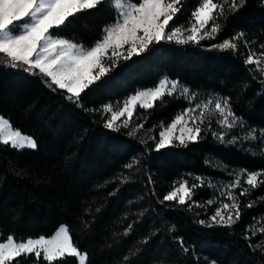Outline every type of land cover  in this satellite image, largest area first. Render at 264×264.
Masks as SVG:
<instances>
[{
  "label": "trees",
  "instance_id": "obj_1",
  "mask_svg": "<svg viewBox=\"0 0 264 264\" xmlns=\"http://www.w3.org/2000/svg\"><path fill=\"white\" fill-rule=\"evenodd\" d=\"M213 2L224 8L223 15L216 10L213 23L221 30L214 39L199 44L162 40L128 59H103L109 71L78 103L47 87L42 76L7 67L0 54V116L38 144L34 150L0 144V241L46 237L63 224L86 254V264H264V184L240 196L248 187L245 173L264 170L259 131L264 129V0H246L235 13L229 11L232 0ZM201 3L183 0L166 30L193 25L192 13ZM116 18L105 4L50 31L90 48ZM238 33L244 36L233 41L236 50L212 47ZM249 53L256 54L259 65L245 64ZM161 76L179 81L193 95H165L151 109L137 106L128 127H104L105 106H119ZM223 98H229L240 122L233 129L222 128V118L211 111L197 142L155 149L161 129L184 109ZM253 128L256 138L249 140ZM221 131L234 142L212 135ZM133 161L132 168L125 167ZM196 177H202L203 186L188 204L163 201L180 182L201 183ZM237 179L241 186L232 191L233 201L228 186ZM233 202L240 205L241 217L232 226L200 223H210L221 204ZM35 259L33 254L16 264ZM41 264L47 262L41 259ZM53 264H77V259Z\"/></svg>",
  "mask_w": 264,
  "mask_h": 264
},
{
  "label": "snow or ice",
  "instance_id": "obj_2",
  "mask_svg": "<svg viewBox=\"0 0 264 264\" xmlns=\"http://www.w3.org/2000/svg\"><path fill=\"white\" fill-rule=\"evenodd\" d=\"M246 0H232L229 11L235 13L244 5ZM183 0H140L139 3L133 0H0V54L6 57V66L13 69H21L33 75H40L44 83L51 89H59L67 93V100L79 102L81 94L88 89L95 81H98L108 68L102 65V57L112 49L113 56L117 59L120 54L117 50H123L124 45H129L128 59L133 55L148 50L149 46L167 39L169 42L175 40L178 44H199L203 39H214L221 30V25L213 23L216 10L224 14V8L214 3L213 0H202V5L197 7L192 16L196 24H193L186 37L181 28L177 27L167 32L170 21L180 11ZM110 4L116 11V22L105 29V35L95 46L84 49L66 39L54 38L50 30H58L75 18L78 14L93 10L99 6ZM199 25L198 27L196 25ZM209 25H211L209 30ZM243 33H238L232 41L224 40L220 44L212 45L220 50H236L238 41L243 38ZM264 49V45L261 46ZM264 56V51L260 53ZM260 60L256 54L249 53L245 64L259 65ZM94 69L99 71L94 72ZM38 70V72H37ZM170 85V88L166 86ZM179 92L181 97L190 94L187 87L181 88L179 81H169L167 78L161 80L154 89L138 91L129 97L122 108L113 110L111 106H105L103 111L110 113V118H105L104 127L114 129L117 122L123 119V126L128 127L131 122L137 102L139 107L145 110L155 106V102L162 100L165 95H175ZM214 105V108L212 107ZM199 111V117L196 113ZM215 111L222 118L218 122L222 128L229 130L239 124L230 107L229 98L209 100L203 105L184 109L181 115L175 117L167 128L159 133V140L155 145L156 150L165 148L174 142V139L181 145L186 142H197L202 133L201 125L207 113ZM189 117L188 119H185ZM180 127V135L173 136L177 125ZM139 124L137 127L142 128ZM242 126V125H241ZM261 138H264V129L259 130ZM256 129H250L248 139L256 138ZM222 143L231 144L234 141L227 139V133L221 131L219 134L212 132ZM236 139V138H234ZM0 144L11 146L14 150L36 149L37 142L31 136L23 135L19 130H11L9 122L0 117ZM135 161L126 165L132 168ZM245 183L247 188L240 191V196L248 195L252 189L264 184V170L260 172L246 173ZM201 183H194L191 186L185 180L178 187L163 196V201H175L180 205H186L191 200L192 194L197 187H202V177H196ZM241 186L239 179L228 186V198L235 201L232 191ZM209 204L212 202L209 201ZM253 205L249 203L248 207ZM226 213V215H225ZM241 217L240 205L224 203L222 208H217L209 218L207 224L230 227ZM264 233V229L260 230ZM256 233L254 232L253 235ZM183 247V241H180ZM34 254V264H53L54 261L65 257H78L80 264H86V254L79 252L73 244L67 227H61L54 239L39 237L29 238L26 241L15 242L12 236L8 237L7 243H0V264H16L18 258H31Z\"/></svg>",
  "mask_w": 264,
  "mask_h": 264
},
{
  "label": "rangeland",
  "instance_id": "obj_3",
  "mask_svg": "<svg viewBox=\"0 0 264 264\" xmlns=\"http://www.w3.org/2000/svg\"><path fill=\"white\" fill-rule=\"evenodd\" d=\"M140 2V1H139ZM138 2V3H139ZM166 2H168V0H166ZM202 5V3L199 5V6H201ZM198 6V7H199ZM194 21H195V18H194ZM116 22V20L113 22V23H111V24H108V25H106L105 27H104V29H103V34H102V37H101V39L103 38V36L106 34L105 33V29L108 27V26H111V25H113L114 23ZM194 24H196V21L194 22ZM197 27L199 26L198 24L196 25ZM192 27V25L191 26H188V27H185V28H181V30H182V32H183V34H184V36L186 37L188 34H190V32L188 31V29H190ZM172 29H175V28H172ZM172 29H169V30H166L167 32H171V30ZM53 37L54 38H61V39H66V38H63V37H60V36H55V35H53ZM100 39V40H101ZM66 40H68V39H66ZM166 41H168L167 39H165ZM68 41H70V42H72L71 40H68ZM173 43H176L175 42V40H173L172 41ZM72 43H74V42H72ZM74 44H76V43H74ZM96 44V43H95ZM95 44L93 45V46H95ZM76 45H78V46H81V45H79V44H76ZM92 46V47H93ZM211 46V45H210ZM128 47H129V45H124L123 46V50L121 51V50H117V52L120 54V58H123L124 56H126L127 55V50H128ZM91 48V47H90ZM90 48H84V49H90ZM112 58H115V56H113V52H112V49L110 48V49H108V51L105 53V55L102 57V60L104 59V60H107V61H109V60H111ZM104 67H106L107 68V66L106 65H104V64H102ZM96 71H99V69H94V72H96ZM166 77L165 76H161L158 80H157V82L155 83V85H153V86H151V87H148V88H143V89H139V90H136L134 93H132V94H130L129 96H127L121 103H120V105L119 106H112V108H113V110H119L120 108H122L123 107V105H124V102L129 98V97H131V96H133V95H135L138 91H145V90H149V89H154L155 87H157L158 85H159V82L161 81V80H164ZM167 80H169V81H176V80H171V79H168L167 78ZM167 88H170V85H168V86H166V90H167ZM200 105H203V104H200ZM137 106H139V102H137ZM191 108V107H190ZM183 113V112H182ZM182 113H180V114H178V115H181ZM110 113H108V118H110ZM177 115V116H178ZM1 117V116H0ZM176 117V116H175ZM175 117L173 118V120L175 119ZM196 117L198 118L199 117V111H197V113H196ZM125 118H127V117H124V118H121V120L120 121H118L117 122V126L116 127H124L123 126V119H125ZM189 117H186L185 119H188ZM5 119V118H4ZM172 120V121H173ZM172 121L169 123V124H171L172 123ZM169 124H167L165 127H163L162 129H161V131H163V130H165L166 128H167V126L169 125ZM9 126H10V124H9ZM184 125L183 124H181V125H177V128L174 130V133H173V136L175 137V136H178V135H180V131H179V129H180V127H183ZM115 127V128H116ZM10 129L11 130H13V131H15L16 129H14V128H12L11 126H10ZM133 127H131L130 129H128V130H130L129 131V133L130 134H133L134 133V131H133ZM160 131V132H161ZM23 135H25V134H23ZM145 135V134H144ZM28 136V135H27ZM159 138H160V136H158V139H157V141L155 142V144L158 142V140H159ZM173 143H179L178 141H176L175 139H174V142ZM245 175H246V178L245 179H247V174L245 173ZM181 183V182H180ZM179 183V184H180ZM179 184H177L175 187H178L179 186ZM174 189V188H173ZM172 189V190H173ZM171 190V191H172ZM222 205L223 204H221L220 205V207H218V208H222ZM216 211V210H215ZM215 213V212H214ZM213 213V214H214ZM212 214V215H213ZM211 215V216H212ZM225 215H226V213H225ZM210 216V217H211ZM61 227H65V225H63V224H61V225H59L49 236H46V237H44V236H39V237H44L45 239H54L55 238V236H56V234H57V232L60 230V228ZM39 237H36V238H39ZM36 238H32V239H36ZM27 239H29V238H27ZM27 239H25V240H22V241H26ZM7 241H8V238L6 239V240H4V241H0V243H7ZM14 241L15 242H20V240H15L14 239ZM80 253H82V254H84L83 252H80ZM76 259H77V264H80V261H79V258L78 257H76Z\"/></svg>",
  "mask_w": 264,
  "mask_h": 264
}]
</instances>
